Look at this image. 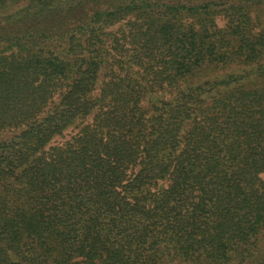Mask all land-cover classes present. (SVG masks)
<instances>
[{
	"label": "trees",
	"instance_id": "1",
	"mask_svg": "<svg viewBox=\"0 0 264 264\" xmlns=\"http://www.w3.org/2000/svg\"><path fill=\"white\" fill-rule=\"evenodd\" d=\"M0 264H264V0H0Z\"/></svg>",
	"mask_w": 264,
	"mask_h": 264
}]
</instances>
